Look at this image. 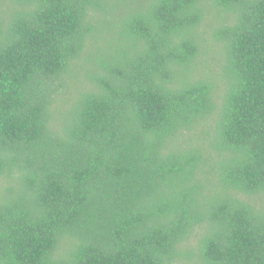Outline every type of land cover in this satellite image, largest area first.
Segmentation results:
<instances>
[{
  "label": "trees",
  "instance_id": "obj_1",
  "mask_svg": "<svg viewBox=\"0 0 264 264\" xmlns=\"http://www.w3.org/2000/svg\"><path fill=\"white\" fill-rule=\"evenodd\" d=\"M0 4V264H264V0Z\"/></svg>",
  "mask_w": 264,
  "mask_h": 264
},
{
  "label": "rangeland",
  "instance_id": "obj_2",
  "mask_svg": "<svg viewBox=\"0 0 264 264\" xmlns=\"http://www.w3.org/2000/svg\"><path fill=\"white\" fill-rule=\"evenodd\" d=\"M13 1V0H12ZM13 3V2H12ZM13 5V4H12ZM0 7H5L4 5H2V4H0ZM4 9V8H3ZM208 21H210V20H208ZM203 31H201L200 30V33H201V35L203 34V36L205 37V38H214V35H213V33H214V31H212L213 29L210 27V26H208V25H205V26H203V29H202ZM216 38V37H215ZM215 40V39H214ZM216 46H217V48L219 47V44H216ZM219 50H220V48H218ZM222 49H223V47H222ZM216 51H218V50H215L214 51V53L213 54H209V55H203L202 57H201V59H198V61H199V63L201 64V66L197 69V71L195 72V75L198 77L199 75H200V73L202 72V70H204V73H203V76H206L207 75V77L206 78H208V79H212V75H215L216 73H215V71H219L220 70V62L225 58V56H224V51L226 52V50L225 49H223V51L221 50V52H222V54H220V55H217L216 54ZM85 64H87V62H86V60L84 59V65ZM90 70H92L91 69V67H90V65H89V68L86 70V72L88 73V74H90ZM83 81H84V84H86V85H84L85 86V89H95V83L94 82H92L91 80L88 82L87 80H85V79H83ZM219 84H220V87L221 88H224V83L223 82H221V81H219ZM223 96H224V93L222 92V91H220V94H219V96L216 98V102H217V104L218 105H221V103H222V99H223ZM60 97H61V99H66V98H68V95H66V94H61L60 95ZM77 97V96H76ZM214 117H215V115L213 116V119L211 118V119H209L207 122L205 121V122H202L199 126H198V130L197 131H200V130H202L203 128H206V127H209V126H211L212 124H213V120H214ZM60 124H58V126H59ZM214 134V130H212L211 132H210V135L209 136H206L204 139H203V141L206 143L207 141H209L210 140V138H211V136ZM197 243H198V241H197V238H196V236H192L191 238H190V245L191 246H197ZM175 264H197L196 262H195V260L194 259H190L189 261H186V262H176Z\"/></svg>",
  "mask_w": 264,
  "mask_h": 264
}]
</instances>
